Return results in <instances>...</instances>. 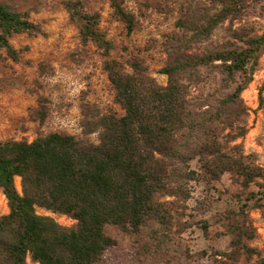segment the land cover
<instances>
[{"label":"trees","instance_id":"1","mask_svg":"<svg viewBox=\"0 0 264 264\" xmlns=\"http://www.w3.org/2000/svg\"><path fill=\"white\" fill-rule=\"evenodd\" d=\"M109 1L130 36L136 14L123 0ZM167 1L176 4L179 17L161 41L165 64L159 72L167 77L162 85L149 76L140 50L124 60L110 57L113 44L101 29L99 11L88 10L85 0H61L81 43L103 57L123 113L85 103L80 135L50 132L32 141L0 140V191L8 207L0 216V264H26L28 257L37 264H100L116 244L107 224L138 232L153 221L170 231L184 227V218L199 216L206 230L222 201L215 183L225 173L241 190L233 195L235 207L218 217L232 248L215 253L209 264H264L261 251L248 243L256 236L248 212L264 209V168L243 146L248 108L242 98L264 51V32L233 28L248 3L260 0ZM217 32L221 37L215 38ZM17 34L47 36L29 11L0 1V51L13 62L22 59L11 42ZM263 89L264 83L261 100ZM49 103L38 96L29 119L44 123ZM196 189L200 195L191 207ZM36 207L76 224L63 226ZM201 257L212 255L202 251Z\"/></svg>","mask_w":264,"mask_h":264},{"label":"rangeland","instance_id":"2","mask_svg":"<svg viewBox=\"0 0 264 264\" xmlns=\"http://www.w3.org/2000/svg\"><path fill=\"white\" fill-rule=\"evenodd\" d=\"M12 9L27 10L30 17L42 24L47 36L29 37L26 34L14 35L12 44L22 51L20 62H13L0 51V140L14 139L32 141L38 135L50 132L81 134L80 121L82 106L85 103L99 108L102 112L123 110L114 100L108 75L103 70V57L91 44L83 45L78 28L69 20L61 0H0ZM150 3L167 5L166 11H158ZM90 11H99L100 26L112 42L111 58L124 60L140 50L147 66L148 74L157 83L165 85L167 77L159 70L165 64L161 50L163 35L174 29L179 17L176 4L167 0H123L124 6L134 12L138 24L134 32L126 35L123 22L113 14L109 0H85ZM245 26L253 34L264 32V0L250 1L242 19L233 28ZM223 33L217 32L215 38ZM214 38V40H215ZM264 51L253 80L242 92L248 114L244 117L248 132L243 139L247 153L256 156V162L264 168ZM203 89L200 87L196 93ZM49 99V114L44 123L31 121L30 109L36 105L38 96ZM96 139V134L91 137ZM240 141V140H237ZM193 166L197 165L193 163ZM20 190V178H15ZM222 195L221 204L208 214V227L202 228L199 216L186 217L185 225L176 226L170 231L161 229L150 221L138 232L123 231L113 224L105 226L106 233L116 240V244L103 255L100 264H209L217 252H227L231 247V236L218 217L229 207L234 206L240 188L233 183L228 173L215 183ZM253 189V188H252ZM196 189L193 199L199 197ZM235 207V206H234ZM39 214L53 217L63 226H74L71 217L53 213L36 207ZM8 212L7 201L0 191V216ZM187 214H193L188 209ZM249 218L256 228V236L248 243L259 249L264 256V209H251ZM202 251L212 257H201ZM219 258L220 256H216ZM26 264H37L29 257Z\"/></svg>","mask_w":264,"mask_h":264}]
</instances>
